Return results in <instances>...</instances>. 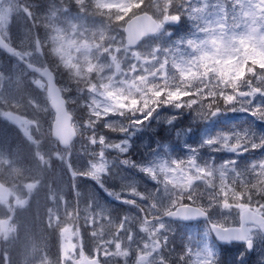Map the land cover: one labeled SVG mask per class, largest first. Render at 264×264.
I'll list each match as a JSON object with an SVG mask.
<instances>
[{"label": "rangeland", "instance_id": "rangeland-1", "mask_svg": "<svg viewBox=\"0 0 264 264\" xmlns=\"http://www.w3.org/2000/svg\"><path fill=\"white\" fill-rule=\"evenodd\" d=\"M173 1L192 20L188 35L172 31L177 16L169 13L171 0H6L0 6L7 37L56 74L79 132H86L81 122L87 119L101 130L90 136L92 148L84 146L88 139L78 142L67 160L66 151L45 140L53 115L44 81L0 53V180L8 190L0 202V264H78V230L84 251L106 264H138L141 254L150 256L145 264H168L174 252L181 264H206L207 226H180L164 218L166 211L187 195L214 223L231 225L242 208L236 199L264 193V148L255 143L264 142V133L250 127L216 132L209 113L198 129V122L184 121L189 130L181 131V140L175 136L181 150L174 152L169 141H159L167 134L128 130L138 112L142 129L157 133L151 123L168 120V109L148 121L147 115L153 100L166 101V87L171 96L183 97L226 70L230 82L221 84L232 89L242 67L264 63V0ZM141 4L162 25L156 36L127 49L123 23ZM40 6L50 10L32 11ZM37 40L42 56L35 52ZM261 82L246 84L245 97L230 93L248 106L239 112L264 116ZM30 203L38 219L48 210L58 226L42 230L43 245L27 230L21 235L12 218L17 209L31 212ZM181 238L183 249L168 248ZM260 238L255 264L264 258Z\"/></svg>", "mask_w": 264, "mask_h": 264}, {"label": "water", "instance_id": "water-1", "mask_svg": "<svg viewBox=\"0 0 264 264\" xmlns=\"http://www.w3.org/2000/svg\"><path fill=\"white\" fill-rule=\"evenodd\" d=\"M157 28L158 26L156 23L147 14H141L133 17L125 26L126 45L131 47L137 45L144 36L154 34ZM0 46L8 53H14V50L6 46L1 39ZM31 69L37 71L47 79L48 95L51 98V107L56 112V120L53 124V135L60 140L62 146H66L75 133L74 129L70 126V116L66 114L64 101L60 97L58 87L54 83V76L48 69L40 70L35 67H32ZM173 217L180 218L183 221H196L206 218V215L200 209L189 207L183 217L180 215H173ZM247 223L258 225L264 233V220L249 210H244L240 214V227L220 229L218 227L211 226V229L218 241L242 242L247 234V229L245 227ZM81 264L99 263L95 259L90 260L87 257H83Z\"/></svg>", "mask_w": 264, "mask_h": 264}, {"label": "snow or ice", "instance_id": "snow-or-ice-1", "mask_svg": "<svg viewBox=\"0 0 264 264\" xmlns=\"http://www.w3.org/2000/svg\"><path fill=\"white\" fill-rule=\"evenodd\" d=\"M173 19L178 20V17H173ZM175 103V102H174ZM171 105H164L163 107H170ZM178 111L180 109H177ZM159 111V110H158ZM155 115V114H154ZM153 117H149L148 119L151 120ZM185 147H190L189 145H185ZM233 247L231 242L226 241H217L215 244V252L214 255L217 258V264H233L229 260V250ZM256 251L255 244L251 248H242L236 254V261L238 264H249L248 257Z\"/></svg>", "mask_w": 264, "mask_h": 264}, {"label": "trees", "instance_id": "trees-1", "mask_svg": "<svg viewBox=\"0 0 264 264\" xmlns=\"http://www.w3.org/2000/svg\"><path fill=\"white\" fill-rule=\"evenodd\" d=\"M146 9H149V7H146ZM176 12H177V11H176ZM184 24H185V23H184ZM184 24H183V25H184ZM183 25H182V30H186V27H184Z\"/></svg>", "mask_w": 264, "mask_h": 264}]
</instances>
